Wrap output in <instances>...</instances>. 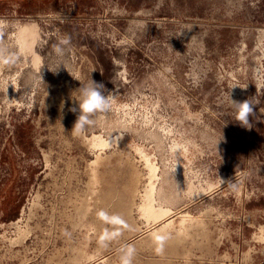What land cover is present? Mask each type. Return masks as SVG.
I'll return each instance as SVG.
<instances>
[{"label":"rangeland","instance_id":"1","mask_svg":"<svg viewBox=\"0 0 264 264\" xmlns=\"http://www.w3.org/2000/svg\"><path fill=\"white\" fill-rule=\"evenodd\" d=\"M25 23L38 28L37 64L16 43ZM92 79L113 107L76 133L73 91ZM229 93L253 104L250 127ZM96 135L114 141L91 148ZM138 148L156 192L178 195L154 238L136 207L148 180ZM128 249L131 264H264V0L0 15V264H121Z\"/></svg>","mask_w":264,"mask_h":264},{"label":"bare ground","instance_id":"2","mask_svg":"<svg viewBox=\"0 0 264 264\" xmlns=\"http://www.w3.org/2000/svg\"><path fill=\"white\" fill-rule=\"evenodd\" d=\"M4 23H2L3 25ZM39 39V34H38V28L37 25L34 23H25L22 24L18 27L17 32H16V43L18 47L20 48V51L24 53L30 54L32 57V61L34 64H37L39 62V56L36 54V50H34V47L36 48L35 44L38 42ZM15 40V39H14ZM38 44V43H37ZM20 52V53H22ZM23 53V54H24ZM25 56V55H24ZM37 66V65H36ZM13 91V90H12ZM104 124V123H103ZM107 124V123H106ZM112 124V123H111ZM115 126V125H114ZM113 127V126H112ZM153 138H156L155 135H152ZM91 148H104L110 145L111 142H107L105 139L102 138L100 135L93 136L92 139L90 138ZM158 141V140H157ZM179 142V141H178ZM90 144V143H88ZM159 145V142H158ZM177 146V145H176ZM142 147V146H141ZM93 148V149H94ZM108 148V147H107ZM156 149V148H155ZM139 154L144 158L146 167L148 169V180L147 184L143 187L141 191H138L139 195V202L136 205L138 213L147 221L151 222L155 227L153 230L151 229V237L158 234V231H161L168 228V226L172 225L174 222L173 219L170 218V207L168 208L167 206H164L163 203L169 204V206L175 202L178 199V195L175 191L173 192H168L164 191V189H159L158 193L156 192V187L153 183V180L155 178V171L156 167L155 164L151 162L150 155L146 153L143 149L138 148ZM172 153V152H171ZM111 155V154H110ZM109 155V156H110ZM140 156V157H141ZM95 161L93 162L92 165H95L99 159L100 156L97 155L95 156ZM104 159V158H103ZM143 160V159H142ZM98 166V165H97ZM186 166V165H185ZM140 170V169H139ZM98 172V171H97ZM142 172V171H141ZM133 173V172H132ZM138 174V173H137ZM157 174V173H156ZM135 175V174H134ZM92 180L94 182L98 181V177L96 175V170H93V174H91ZM145 176V175H144ZM161 176V175H160ZM90 178V177H88ZM102 179V178H101ZM100 179V180H101ZM96 180V181H95ZM143 180V179H142ZM163 180V179H162ZM90 182V180H89ZM93 182V183H94ZM131 182H134L131 181ZM159 182V181H158ZM163 182V181H162ZM166 183L169 182V179L166 178L165 180ZM91 183V182H90ZM97 183V182H96ZM141 183V182H140ZM102 184V183H100ZM133 184V183H132ZM87 185V184H86ZM161 185V184H160ZM170 185V184H169ZM162 187V186H160ZM166 187V186H165ZM164 187V188H165ZM141 188V187H140ZM167 190H170L169 187H167ZM187 188V187H186ZM137 189V188H136ZM135 190V189H132ZM166 190V189H165ZM173 190V189H172ZM192 190V189H191ZM95 192V191H94ZM134 192V191H133ZM137 192V190H136ZM132 193V192H131ZM135 193V192H134ZM93 196V195H92ZM134 196V195H133ZM138 196V195H137ZM136 196V197H137ZM180 196V195H179ZM131 197V196H130ZM138 198V197H137ZM158 198L160 201L159 203L155 204V200ZM136 199V198H135ZM137 200V199H136ZM134 201V200H133ZM130 202V201H129ZM135 202V201H134ZM136 204V203H135ZM134 205V204H133ZM173 205V204H172ZM131 206V205H129ZM179 206V205H178ZM134 209V208H133ZM84 210V207H83ZM130 210V208H129ZM129 212V211H128ZM86 214V213H85ZM178 217V216H177ZM185 216H181L180 219H185ZM135 220V219H133ZM132 220V221H133ZM130 221V220H129ZM182 221V220H181ZM185 221V220H184ZM183 221V223H184ZM135 225V224H134ZM149 227V226H148ZM172 227V226H171ZM184 227V225H183ZM139 228V227H138ZM150 228V227H149ZM147 229V228H146ZM150 230V229H148ZM140 232V231H139ZM160 232V233H161ZM20 233V232H19ZM22 233V232H21ZM182 234V233H181ZM83 255V254H82ZM87 257V256H86ZM102 261V260H101Z\"/></svg>","mask_w":264,"mask_h":264},{"label":"clouds","instance_id":"3","mask_svg":"<svg viewBox=\"0 0 264 264\" xmlns=\"http://www.w3.org/2000/svg\"><path fill=\"white\" fill-rule=\"evenodd\" d=\"M58 52H62L61 48H57ZM103 83L96 82L93 79L90 83L80 84V86L73 92H77L74 106L69 108V111L77 113L76 120L73 124L72 130L76 133H82L86 127L95 123L92 119L93 114L100 112H108L113 107V97L105 94L102 89ZM78 90V91H77ZM229 97L232 104L235 106L236 120L244 127H250L249 116L253 112V104L249 98L243 101H236ZM219 142V141H218ZM178 146L174 147L173 151L178 152ZM132 249H128L121 257V264H131Z\"/></svg>","mask_w":264,"mask_h":264},{"label":"crops","instance_id":"4","mask_svg":"<svg viewBox=\"0 0 264 264\" xmlns=\"http://www.w3.org/2000/svg\"><path fill=\"white\" fill-rule=\"evenodd\" d=\"M86 2L88 0H0V15L16 9L20 12H30L40 7H51L61 2Z\"/></svg>","mask_w":264,"mask_h":264}]
</instances>
